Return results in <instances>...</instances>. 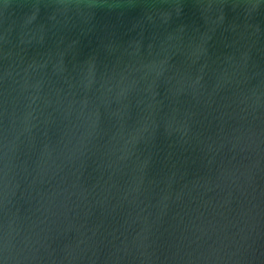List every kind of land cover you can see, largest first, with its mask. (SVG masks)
I'll use <instances>...</instances> for the list:
<instances>
[{"label":"water","instance_id":"95a60500","mask_svg":"<svg viewBox=\"0 0 264 264\" xmlns=\"http://www.w3.org/2000/svg\"><path fill=\"white\" fill-rule=\"evenodd\" d=\"M0 264H264V0H0Z\"/></svg>","mask_w":264,"mask_h":264}]
</instances>
